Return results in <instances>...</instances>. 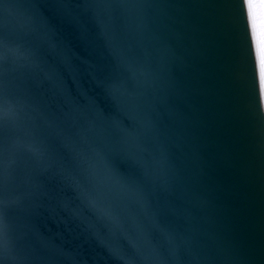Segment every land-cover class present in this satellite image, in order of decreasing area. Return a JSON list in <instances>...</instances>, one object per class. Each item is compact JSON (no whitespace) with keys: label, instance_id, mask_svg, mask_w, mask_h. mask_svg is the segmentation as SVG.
<instances>
[{"label":"water","instance_id":"water-1","mask_svg":"<svg viewBox=\"0 0 264 264\" xmlns=\"http://www.w3.org/2000/svg\"><path fill=\"white\" fill-rule=\"evenodd\" d=\"M242 0H0V264H264V108Z\"/></svg>","mask_w":264,"mask_h":264},{"label":"snow or ice","instance_id":"snow-or-ice-1","mask_svg":"<svg viewBox=\"0 0 264 264\" xmlns=\"http://www.w3.org/2000/svg\"><path fill=\"white\" fill-rule=\"evenodd\" d=\"M260 108H264V0H242Z\"/></svg>","mask_w":264,"mask_h":264}]
</instances>
